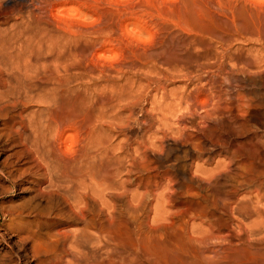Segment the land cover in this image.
Here are the masks:
<instances>
[{
    "label": "rangeland",
    "instance_id": "374dc122",
    "mask_svg": "<svg viewBox=\"0 0 264 264\" xmlns=\"http://www.w3.org/2000/svg\"><path fill=\"white\" fill-rule=\"evenodd\" d=\"M147 34L153 39L146 44L139 37ZM227 95L245 106L243 114L216 108ZM67 101L84 114L59 130L48 116L69 115L75 107ZM63 102L70 104L68 113ZM35 139L63 160H76L86 149L97 158V180L83 178L90 186L84 182L86 191L76 190L78 197L86 193L79 202L64 193L69 187H49L47 175L36 181L31 172L11 182L14 167L25 162L17 159L19 150L30 151V166L44 172ZM250 149L260 153L261 164ZM262 154L264 7L252 0H0V264H85L91 257L100 264H165L172 256H192L204 242L231 255L229 264H264V241L256 242L246 226L254 207L264 206V200L253 201L264 177L256 173L264 171ZM104 173L110 188L99 184ZM180 178L192 182L186 180L189 188ZM232 193L230 209L251 198L249 216H222L221 196ZM22 208L36 209L33 214L93 209L115 229L127 226L135 248L116 249L95 230L81 238V224L68 219H48L38 234L23 239L8 215ZM212 219L218 237L207 230Z\"/></svg>",
    "mask_w": 264,
    "mask_h": 264
},
{
    "label": "bare ground",
    "instance_id": "6f19581e",
    "mask_svg": "<svg viewBox=\"0 0 264 264\" xmlns=\"http://www.w3.org/2000/svg\"><path fill=\"white\" fill-rule=\"evenodd\" d=\"M256 13V12H255ZM253 57V56H252ZM195 62V61H194ZM184 64H186V63H184ZM182 65V64H181ZM186 66V65H185ZM184 67V66H183ZM198 69V68H197ZM203 69V68H202ZM211 84V83H210ZM209 84V85H210ZM214 85V84H213ZM217 85V84H216ZM210 88V87H209ZM214 89V88H213ZM222 93V92H221ZM197 94V93H196ZM233 94H234V92H233ZM209 95V94H208ZM235 95V94H234ZM207 96V95H206ZM213 96V95H212ZM232 96V95H231ZM230 95H227V100H226V96H225V99H221V98H219V100L217 101V103H215V104H217V107H216V105L214 106V108L216 107L217 109H218V107H223V106H226L227 108L228 107H230L231 109H235V111H237V113H239L240 115L241 114H243L244 113V111H245V106L243 105V104H241V103H239L240 101L238 100V99H235V96H233V97H231ZM239 96V95H238ZM194 98V97H193ZM205 98V97H204ZM208 98V97H207ZM236 98H237V96H236ZM239 98V97H238ZM187 99V98H186ZM192 99V98H191ZM197 99V98H196ZM218 99V98H217ZM188 100V99H187ZM186 100V101H187ZM190 100V99H189ZM193 100H195V98L193 99ZM203 100V99H202ZM242 100L243 99H241V102H242ZM180 101V100H179ZM196 101V100H195ZM213 101V100H212ZM214 101H216V100H214ZM68 102V101H67ZM80 102V101H79ZM201 102H203V101H201ZM68 103H70V102H68ZM181 103V102H180ZM196 103V102H195ZM198 103H200V101L198 102ZM203 103H206L205 101L203 102ZM209 103V102H208ZM211 103H213V102H211ZM63 104V106L65 107L66 105H68L67 103H65L64 104V102L62 103ZM71 104V103H70ZM69 104V105H70ZM197 104V103H196ZM195 104V105H196ZM68 105V106H69ZM73 105L74 104H71V106H70V108L71 107H73ZM193 105V104H192ZM194 105V106H195ZM54 106V105H53ZM56 106H57V104H56ZM62 106V105H61ZM63 106H62V108H63ZM207 106V105H206ZM46 107H47V105H46ZM67 107V106H66ZM65 107V108H66ZM74 107H75V105H74ZM73 107V108H74ZM203 107V106H202ZM208 107V106H207ZM48 108V107H47ZM80 108V107H79ZM199 108H201V107H199ZM198 108V109H199ZM204 108V110H205V106L203 107ZM210 107H208V109H209ZM214 108H212L211 110H213ZM48 109H52V108H48ZM78 108H74L73 110H69V108L67 107V109H65V111L68 113V110H69V115L68 114H66L65 116H64V118H59L58 119V117H56V116H58V112H57V115L55 116H53V114H55V113H52L50 116H48L49 118V120H50V122H49V124L51 125V124H55L56 125V128H57V126H58V128H59V130H61L60 128H61V124H65V125H67L69 122H71V123H73V121L74 120H76V116H77V114L76 113H82L83 112V114H84V111L82 110L81 111V109H83V108H81L80 110L78 109ZM202 109V108H201ZM216 109V110H217ZM223 109V108H222ZM215 110V109H214ZM220 110V109H219ZM228 110V109H227ZM46 111H47V109H46ZM45 110H44V112H46ZM61 111V110H60ZM64 111V110H63ZM40 112V111H39ZM48 112H49V110H48ZM47 112V113H48ZM51 112V111H50ZM71 112V113H70ZM218 112V111H217ZM216 111H215V113H217ZM214 113V112H213ZM213 113H211L212 114V116H214L213 115ZM214 113V114H215ZM40 114V113H39ZM42 114V113H41ZM62 114L64 115V112H62ZM88 114V113H87ZM90 114H92V111H91V113ZM222 114V113H221ZM221 114H220V116H221ZM47 115H49V114H47ZM61 115V114H60ZM89 115V114H88ZM92 115H94V114H92ZM164 115V114H163ZM208 115H210V114H208ZM217 115V114H216ZM82 115H80V117H81ZM188 116V115H187ZM44 117H45V114H44ZM93 117V116H92ZM210 117V116H209ZM208 117V118H209ZM216 117V116H215ZM239 117V116H238ZM47 118V117H46ZM46 118H44V119H46ZM211 118V117H210ZM43 119V120H44ZM62 119V120H61ZM214 119V118H213ZM47 120V119H46ZM95 120V119H94ZM160 120V119H159ZM48 121V120H47ZM78 121H79V119H78ZM89 121V120H88ZM163 121V120H162ZM39 122V121H38ZM44 122H46V121H44ZM64 122V123H63ZM68 122V123H67ZM76 122V121H75ZM74 122V123H75ZM213 122V121H212ZM70 123V124H71ZM46 124H48L47 122H46ZM49 124H48V127H49ZM76 124V123H75ZM75 124H73V126L75 127ZM160 124V123H159ZM237 124V123H236ZM44 125V124H43ZM77 125H79V124H77ZM90 125V124H89ZM88 125V126H89ZM238 125H239V123H238ZM52 126V125H51ZM60 126V127H59ZM160 126V125H159ZM166 126V125H165ZM43 127H45V125L43 126ZM54 127V126H53ZM64 127V126H63ZM93 127V126H92ZM37 128H39V127H37ZM50 128V127H49ZM52 128V127H51ZM94 128V127H93ZM241 128V127H240ZM254 128V127H253ZM48 129V128H47ZM53 129H55V128H53ZM92 128H91V126H90V129L89 130H91ZM161 129V128H160ZM39 130V129H38ZM56 130V129H55ZM59 130H57L56 132H59ZM88 130V129H87ZM87 130H86V133L87 134H85V136L86 135H88L89 136V134H88V132H90V131H88L87 132ZM174 130V129H173ZM201 130V129H200ZM38 132V131H37ZM55 132V133H56ZM61 132V131H60ZM59 132V133H60ZM62 133V132H61ZM93 133V132H92ZM246 133V132H245ZM37 134V133H36ZM38 135V134H37ZM40 135H42V134H40ZM57 135V134H56ZM60 135V134H59ZM36 136V135H35ZM39 136V135H38ZM40 137V136H39ZM39 137H36V138H38V140H40L39 139ZM57 137V136H56ZM35 138V137H34ZM58 138V137H57ZM60 138V137H59ZM86 138V137H85ZM94 137H92V139H93ZM90 140V139H89ZM35 142V144L37 145L36 147H37V152H35L34 150V152L36 153V155H37V159L43 164V167L42 168H44V172H41L40 171V167H39V170H37L36 171V169H33V168H35V166L33 167V165L32 166H30V161L32 160L31 159V156H29L30 155V153L29 152H27L26 154H25V152H23L22 150H19L20 152L18 153V154H16L17 155V159L19 160V159H21V158H24V159H21V163H23L22 161H25L24 162V164H20V165H14L15 167H14V174L12 173V176L10 177L11 178V182H14V180L17 178H21V176L23 177H25V175L26 174H30L31 172H33V173H31V174H33L32 175V177H36L37 179H35L36 181L38 180V181H41V180H39L40 178H44L45 179V176L44 175H47V178H48V182H49V187H54V188H56V191H58L59 192V190H61L62 191V189L64 188V189H66L65 187L67 186V187H69L70 189H68L67 191L65 190L64 191V189H63V191H64V193L65 194H67V196L70 198V200H73L74 202H79L80 200H79V197H82V195H86V193H83V194H79L80 196L78 197V194H77V192H79V190L81 189V190H83L84 188H85V186H84V188H81V186L83 187V185H86V184H84V182H86L85 181V179H87L88 180V182H90V183H92V181H95V180H97V179H95L98 175L96 174V171L97 170H99V166H98V162H96L97 161V158H96V160H94V157H93V159L92 158H90L88 155H89V153L87 154L86 152H88V151H86V150H88V149H86V150H82V152H81V154L78 156V158L76 159V160H72V161H67V160H63L58 154H55L53 151H47L45 148H44V146H42L43 145V143L42 144H40L38 141H36V139L34 140ZM41 141V140H40ZM85 141V140H84ZM91 141V140H90ZM93 141V140H92ZM33 142V141H32ZM89 143V142H88ZM87 144V143H86ZM147 145V144H146ZM149 145V144H148ZM154 145V144H153ZM153 145H152V147H153ZM91 146V145H90ZM261 146V145H260ZM198 147V146H197ZM249 147V146H248ZM88 148V147H87ZM195 148V147H194ZM261 148V147H260ZM35 149V148H34ZM66 149V148H65ZM161 150V149H160ZM32 151V152H33ZM147 151V150H146ZM203 151V150H202ZM249 151V150H248ZM251 149H250V153H251ZM33 152V154H35ZM90 152H92V150L90 151ZM182 152H185V151H182ZM256 152V154H254L255 155V158L256 159H254V160H257L258 161V163L261 161V159H260V153L258 154L257 153V150L255 151ZM255 152H253L252 151V153L251 154H253V153H255ZM66 153V152H65ZM230 153H231V157H234V156H236L235 154V152H233V151H230ZM242 153V152H241ZM250 153H249V155H250ZM91 154V153H90ZM153 154H154V152H153ZM159 154V153H158ZM15 155V156H16ZM262 155H264V154H262ZM92 156V155H91ZM184 156H185V154H184ZM230 156V155H229ZM251 156V155H250ZM88 157V158H87ZM252 157V156H251ZM34 158V157H33ZM235 158V157H234ZM31 159V160H30ZM86 159V160H85ZM89 159V160H88ZM228 159H230V158H228ZM83 160H85V161H83ZM88 160V161H87ZM232 160V159H231ZM231 160L229 161L230 163H231ZM235 160V159H234ZM10 161V160H9ZM15 161H16V159H15ZM14 161V162H15ZM13 162V163H14ZM32 162V161H31ZM84 162H86V163H84ZM151 162V161H150ZM228 162V163H229ZM235 162V161H234ZM4 163V162H3ZM10 163V162H9ZM8 163V164H9ZM34 163H35V161H34ZM159 163V162H158ZM229 163V164H230ZM233 163V162H232ZM262 163V162H261ZM261 163H259V164H261ZM33 164V163H32ZM228 164V165H229ZM27 165V166H26ZM221 165V164H220ZM227 165V166H228ZM231 165V164H230ZM233 165V164H232ZM154 166V165H153ZM234 166V165H233ZM237 166V165H236ZM256 166H258V165H256ZM11 168L13 167V166H10ZM146 167V166H145ZM171 167V166H170ZM216 167V166H215ZM221 167V166H220ZM37 168V167H36ZM154 168V167H153ZM219 168V167H218ZM236 168V167H235ZM259 168V167H258ZM261 168V167H260ZM259 168V170H256L255 172L261 177V175L263 174L262 172H264V171H262L261 169ZM3 169V168H2ZM38 169V168H37ZM159 169V168H158ZM214 169V168H213ZM220 169V168H219ZM221 169H222V167H221ZM225 169V168H224ZM236 169H238V168H236ZM257 169V168H256ZM264 169V168H263ZM11 170V169H10ZM35 170V171H34ZM13 171V170H12ZM212 171H214V170H212ZM216 171V170H215ZM218 171V170H217ZM0 172L2 173V170H0ZM208 172V171H207ZM207 172H205V174H207ZM248 172H250L249 170H248ZM3 173H4V171H3ZM6 173V172H5ZM98 173H99V171H98ZM210 173V175H212L211 174V172H209ZM8 174H11V171H9L8 170ZM8 174L6 173V175L8 176ZM30 174V175H31ZM261 174V175H260ZM1 175V174H0ZM4 175V174H3ZM36 175V176H35ZM95 175H96V177H95ZM177 175V174H176ZM202 175H204V174H202ZM258 175H257V177H258ZM264 175V174H263ZM186 176V175H185ZM205 176V175H204ZM208 175H206V177H207ZM210 177V176H209ZM257 177H255V178H257ZM25 178H27V177H25ZM83 178H85V179H83ZM188 178V177H187ZM254 178V177H253ZM43 179V180H44ZM207 179V178H206ZM215 179V178H214ZM32 180V179H31ZM102 181H99V182H101V183H99L100 185H101V188H105L106 189V186H109L107 183H109L108 181H109V178H108V175H107V173H104V175L102 176V179H101ZM175 180V179H174ZM186 180H188V179H185V178H180V182H182V183H179L181 186H185V187H188L189 188V186L188 185H190L189 184V182L187 183V181ZM191 180V179H190ZM202 180V179H201ZM21 181V180H20ZM36 181H34V182H36ZM214 181V180H213ZM238 181V180H237ZM34 182H32V183H34ZM97 182V181H96ZM102 182H103V185H102ZM233 182V181H232ZM16 183V182H15ZM37 183V182H36ZM87 183V182H86ZM90 183H87V186H88V184H89V186H90ZM98 183H96V185L95 186H92V187H94V189H96V190H99V189H97V187L99 186V184ZM190 183H192V182H190ZM253 183V182H252ZM95 184V182H93V185ZM98 184V185H97ZM213 184V183H212ZM219 185V184H218ZM64 186V187H63ZM88 186V187H89ZM102 186H104V187H102ZM91 187V188H92ZM96 187V188H95ZM100 187V186H99ZM98 187V188H99ZM100 188V189H101ZM108 188H110V186L108 187ZM191 188V187H190ZM51 189H53V188H51ZM78 189V190H77ZM88 189V188H87ZM76 190H77V192H76ZM91 190H92V192H93V189H89V191L91 192ZM95 190V191H96ZM84 191V190H83ZM85 191H86V188H85ZM84 191V192H85ZM94 191V192H95ZM107 191V190H106ZM255 191V190H254ZM91 192V193H92ZM212 192V191H211ZM61 193V192H60ZM59 193V194H60ZM63 193V192H62ZM63 193V194H64ZM97 193V192H96ZM90 194V193H89ZM233 194L234 193H232V194H230V195H225L226 197H224L223 198V195L221 196L222 197V199H224V200H221V202H220V208L219 209H221V211H222V216H227L228 218H231V217H229L230 215L232 216V215H234V214H238V215H242L243 216V214H245L244 216H246L247 217V215H248V213L246 214V211L249 209H247L246 211H245V206L247 205V203H249L250 201V199L251 198H249V197H247V198H243V199H241L239 202H236V201H238V200H236L235 202L237 203V205L236 206H234L233 208H229L230 207V200L232 199V196H233ZM251 195V194H250ZM62 196H65V195H62ZM66 196V197H67ZM254 202H256V203H259V202H262L263 200H264V177L262 176L261 178H258V185H257V190H256V195L254 194ZM187 197V196H186ZM252 197V196H251ZM65 198V197H64ZM132 200V199H131ZM234 201V200H233ZM213 202V201H212ZM218 202V201H217ZM57 203V202H56ZM251 203H252V201H251ZM255 203V204H256ZM131 204V203H130ZM253 204V203H252ZM254 204V205H255ZM261 204V203H260ZM259 204V205H260ZM263 204H264V201H263ZM37 205V204H36ZM194 205V204H193ZM213 205H215V204H213ZM228 205H229V207H228ZM250 205V204H249ZM262 205V204H261ZM259 206V207H254V209L252 210V214H253V216H252V218L253 217H255L254 218V220L252 219V221L251 222H249L248 223V225L246 224V226H247V229L250 231V234H248V235H254L253 236V238H255V240H256V242L257 241H260V242H262V241H264V206L262 205V206ZM132 206H134V205H132ZM253 206V205H252ZM255 206H257V204L255 205ZM26 207V206H25ZM39 207V206H38ZM41 207V206H40ZM211 207V206H210ZM213 207V206H212ZM249 207V206H248ZM34 208V207H33ZM194 208V207H193ZM204 208V207H203ZM20 209V208H19ZM28 209V208H27ZM21 209V210H12V211H10L9 213H8V215H9V219H10V221L12 222V225H14V224H16L17 225V233L18 234H21V236H22V238L23 239H31L33 236H35L36 234H38V232H40V228L42 227V224L43 225H49L50 223V221L48 220V219H50V220H52L53 222H61V221H63V220H65V219H68L70 222H74V223H76V224H81V227H80V229L78 230V232H77V235L79 236V237H81V238H84V239H86V238H88L89 236H88V233H89V231L90 230H95V231H98V233H99V235L101 236V238L107 243V244H112L113 246H114V248H116V249H119V250H122V251H124V250H127V249H134L135 248V245L134 244H129V242H128V234H130V232H129V229H128V227L126 226H124V227H121L120 229H121V231H119L118 229H115L114 227H112V225L108 222V221H102V220H100V218H99V212H95V211H89V212H87L86 214L84 213V211L82 210V209H78L77 211L76 210H70V211H63V210H61V209H59V210H55L54 212H51V209L50 210H46L47 208H43L42 209V211H38V213H35V214H33L34 213V211L36 210H33L32 211V209ZM39 209V208H38ZM131 209V208H130ZM135 209V208H134ZM192 209V208H191ZM39 210H41V209H39ZM44 210V211H43ZM54 210V209H53ZM52 210V211H53ZM133 210V209H132ZM136 210V209H135ZM186 210V209H185ZM107 211H108V209H107ZM110 211V210H109ZM179 211V210H178ZM195 211V210H194ZM193 211V212H194ZM220 211V210H219ZM204 212V211H203ZM249 212H251V211H249ZM104 213H107V212H104ZM114 213V212H113ZM113 213H107V215H105L106 217H108V219H110V218H112L113 216H114V214ZM199 213V212H198ZM208 213V212H207ZM211 213V212H210ZM204 214V213H203ZM203 214H201V215H203ZM251 214V215H252ZM218 215V214H217ZM220 215V214H219ZM250 215V214H249ZM248 215V216H249ZM30 216L33 218V220H29V218H30ZM195 216V215H194ZM209 217H211V216H209ZM208 217V218H209ZM236 217H237V215H236ZM240 217V216H239ZM212 218H213V215H212ZM221 218V217H220ZM220 218H218L217 220H220ZM211 219V218H210ZM235 219V218H234ZM226 220V219H225ZM239 220H241V219H239ZM208 221H210V220H208ZM207 221V222H208ZM229 221V220H228ZM133 222H134V220H133ZM242 222V221H241ZM49 223V224H48ZM209 223V229H207V230H211V232H212V230H213V232H215L214 231V223H215V221L212 219L210 222H208ZM239 223V222H238ZM75 224V225H76ZM233 224V223H232ZM244 224V223H243ZM55 225V224H54ZM129 225V224H128ZM198 225V224H197ZM216 225V224H215ZM220 225V224H219ZM231 225V224H230ZM240 225V224H239ZM15 226V225H14ZM13 226V227H14ZM187 226V225H186ZM217 226V225H216ZM236 226V225H235ZM206 227V226H205ZM240 227V226H239ZM191 228V227H190ZM200 228V227H199ZM233 228V227H232ZM241 228V227H240ZM246 228V227H245ZM245 228H244V226H243V229L245 230ZM43 229V228H42ZM48 229V228H47ZM50 229H51V227H50ZM192 229V228H191ZM203 229V231L204 232H206L205 230H206V228H205V230H204V227L202 228ZM190 230V229H189ZM43 231V230H42ZM47 231V230H46ZM192 231V230H191ZM195 231V230H194ZM197 231V230H196ZM195 231V232H196ZM237 231V230H236ZM239 231V230H238ZM237 231V232H238ZM183 232V231H182ZM185 232V231H184ZM202 231H200V233H201ZM209 232V231H208ZM208 232H207V235L210 237V239L211 240H213L214 238V240H216V237H218L217 235L218 234H216V232H215V236L216 237H214V235L212 234V236H210L211 235V232H210V234H208ZM212 232V233H213ZM236 232V233H237ZM248 232V231H247ZM197 233H199V232H197ZM23 234V235H22ZM92 234V233H91ZM228 234V233H227ZM235 234V233H234ZM44 235H45V233H44ZM188 235H190V234H188ZM194 235V234H193ZM197 235V234H196ZM204 234L202 233V236H203ZM206 235V234H205ZM204 235V236H205ZM230 235V234H229ZM43 236V235H42ZM201 236V235H200ZM200 236L198 237V239L196 240L197 242H198V244L197 245H200L199 244V242H201L202 240L201 239H199L200 238ZM233 236V235H232ZM240 236V235H239ZM37 237H38V235H37ZM39 237H40V235H39ZM75 237V236H74ZM207 237V236H206ZM221 237V236H220ZM223 237V236H222ZM250 237V236H249ZM195 238V237H194ZM193 238V239H194ZM196 238H197V236H196ZM201 238H203V237H201ZM238 238V237H237ZM246 238V237H245ZM252 238V239H253ZM0 239L2 240V239H4L3 238V236L0 234ZM55 239V238H54ZM206 240L205 241H207V239H208V237L207 238H205ZM227 239H229V237L227 238ZM235 239V238H234ZM242 239V238H241ZM240 239V240H241ZM214 240L212 241V242H214ZM233 240V239H232ZM231 240V241H232ZM242 240H244V239H242ZM246 240V239H245ZM78 241V240H77ZM101 241V240H100ZM131 241V240H130ZM133 241V240H132ZM239 241V240H238ZM252 241V240H251ZM3 242H5V241H3ZM87 242V241H86ZM209 242V241H208ZM211 242V241H210ZM253 242V241H252ZM26 243V242H25ZM216 243H218L219 244V242H216ZM224 243V242H223ZM222 243V244H223ZM232 243H234V242H232ZM251 243V242H250ZM255 243V242H254ZM7 244V243H6ZM81 244V243H80ZM213 244V243H212ZM211 244V245H212ZM214 244H215V242H214ZM237 244V242L232 246V247H234L235 245ZM239 244V243H238ZM237 244V245H238ZM253 244V243H252ZM263 244V243H262ZM261 244V245H262ZM204 245L205 246H202L203 247V249H201V250H199L200 248H201V246H200V248H198V250L195 252V254L193 255L192 254V252H191V254H192V256H190V257H177V256H172V257H169L168 259H166V260H164L163 262L165 263V264H229V262L227 261V259H229L228 258V256L229 255H227L226 256V253L224 254V255H221V253H218V250H215L214 251V249L213 250H211L210 249V247H208V245L206 246V244H205V242H204ZM216 245V244H215ZM221 245V244H220ZM264 245V244H263ZM262 245V246H263ZM219 246V245H218ZM259 246V245H258ZM87 247V246H86ZM226 247V246H225ZM229 247V246H228ZM256 247V246H255ZM34 247H32V249H33ZM212 248V247H211ZM213 248H214V246H213ZM222 248H223V246H222ZM235 248V247H234ZM233 248V249H234ZM240 248V247H239ZM10 249V248H9ZM98 249V248H97ZM218 249V248H217ZM230 249H231V247H230ZM238 248H236V250H237ZM244 249V248H243ZM262 249H264V248H262ZM94 250V249H93ZM111 250V249H110ZM219 250H220V248H219ZM239 250V249H238ZM242 250V249H241ZM256 250V249H255ZM109 251V250H108ZM194 251V250H193ZM245 251H247V250H245ZM257 251V250H256ZM259 251V250H258ZM258 251H257V253H256V256L259 258V254H258ZM262 251V250H261ZM184 252V251H183ZM250 252H252V251H250ZM12 253V252H11ZM80 253V252H79ZM168 253V252H167ZM209 253H212L213 254V256H209ZM243 253V252H242ZM247 253H249L248 251L246 252V256H247ZM262 252H260V254H261ZM170 254H172V253H170ZM170 254H168V255H170ZM239 254H241V253H239ZM250 254V253H249ZM258 254V255H257ZM36 255H38V254H36ZM175 255V254H174ZM186 255V254H185ZM242 255V254H241ZM244 255V254H243ZM171 256V255H170ZM231 256V255H230ZM229 256V257H230ZM263 255L261 254V256L260 257H262ZM10 257V256H9ZM21 257V256H20ZM40 257V256H39ZM168 257V256H167ZM253 257V256H252ZM252 257H251V259H252ZM38 258V257H37ZM41 258V257H40ZM249 258V257H248ZM254 258H255V256H254ZM257 258V259H258ZM23 259V258H22ZM42 259V258H41ZM102 259V258H101ZM104 259V258H103ZM261 259V258H260ZM49 260V259H48ZM250 260V259H249ZM253 260V259H252ZM264 260V259H263ZM53 261H54V258H53ZM240 262H243V261H241V260H239ZM262 261V260H261ZM16 262V261H15ZM26 262V261H25ZM23 260H21V259H17V262H16V264H26ZM124 263L123 264H127V263H125V261H123ZM251 262V261H250ZM256 262H257V260H256ZM263 263H264V261H262ZM231 263L232 264H238V261H236V260H231ZM252 263V262H251ZM85 264H100L99 262H97L96 261V259L95 258H93V257H91V258H89L88 259V261L85 263ZM138 264H141V262H138ZM243 264V263H242Z\"/></svg>",
    "mask_w": 264,
    "mask_h": 264
},
{
    "label": "clouds",
    "instance_id": "9594fccd",
    "mask_svg": "<svg viewBox=\"0 0 264 264\" xmlns=\"http://www.w3.org/2000/svg\"><path fill=\"white\" fill-rule=\"evenodd\" d=\"M253 4L258 6V7H264V0H252ZM139 39L143 42V43H150L153 39V37L151 36V34H147V35H142L139 37Z\"/></svg>",
    "mask_w": 264,
    "mask_h": 264
}]
</instances>
